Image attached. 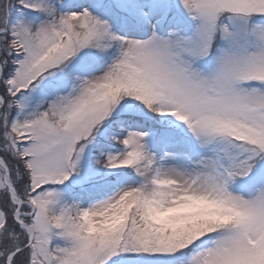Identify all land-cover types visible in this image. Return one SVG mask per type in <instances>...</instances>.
<instances>
[{
    "label": "snow or ice",
    "instance_id": "6c2138e0",
    "mask_svg": "<svg viewBox=\"0 0 264 264\" xmlns=\"http://www.w3.org/2000/svg\"><path fill=\"white\" fill-rule=\"evenodd\" d=\"M0 264H264V0H0Z\"/></svg>",
    "mask_w": 264,
    "mask_h": 264
}]
</instances>
